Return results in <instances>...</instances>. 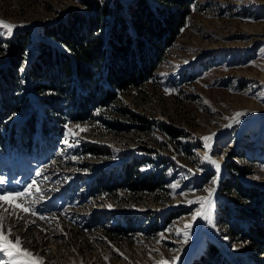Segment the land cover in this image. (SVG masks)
Returning <instances> with one entry per match:
<instances>
[{
    "label": "rangeland",
    "instance_id": "obj_1",
    "mask_svg": "<svg viewBox=\"0 0 264 264\" xmlns=\"http://www.w3.org/2000/svg\"><path fill=\"white\" fill-rule=\"evenodd\" d=\"M97 2L114 6L112 0H0V20L18 28L11 36L0 29V194L36 182L18 201L35 215L0 202L5 234L42 264H156L161 258L171 264L196 232L198 198L213 187L210 219L184 264L262 257L250 230L264 228V0H197L154 84L125 90L109 105L89 101L90 117L77 120L70 97L46 93V99L27 65L40 43L60 47L42 27L74 11L90 15ZM27 30L15 67L11 43ZM248 110L260 116L214 132ZM31 113L37 155L26 159L8 152L4 140ZM213 132L205 148L203 137ZM4 252L0 263L16 264L19 258L11 261Z\"/></svg>",
    "mask_w": 264,
    "mask_h": 264
},
{
    "label": "trees",
    "instance_id": "obj_2",
    "mask_svg": "<svg viewBox=\"0 0 264 264\" xmlns=\"http://www.w3.org/2000/svg\"><path fill=\"white\" fill-rule=\"evenodd\" d=\"M196 2L132 0L124 5L120 0H112L113 7L97 2L90 15L74 11L65 20L42 27L46 37L60 47L40 43L27 65V74L34 76L35 86L42 95H68L75 104L72 118L85 120L91 115L89 101L109 105L118 100V94L125 90H141L147 84H154L162 56L175 43ZM86 4L89 7L93 5L90 2ZM29 33L27 30L17 34L11 43V61L15 67L21 65L25 53L20 35L27 37ZM37 64L41 70L36 69L33 73L32 69ZM45 67L53 72L45 71ZM1 74L7 79L5 69H1ZM98 90L99 94L96 93ZM47 95L44 96L46 99ZM34 118V113H31L24 125L13 132L14 138L4 140L7 142L5 146L9 147L8 152H21L26 159L30 157V152L37 155V143L31 150L30 142V135L34 133ZM41 122L48 130L46 121L42 119ZM138 179L145 186L143 177L138 176ZM227 181L224 180L222 187ZM263 229L252 227L250 231L256 236L250 239L264 254Z\"/></svg>",
    "mask_w": 264,
    "mask_h": 264
},
{
    "label": "snow or ice",
    "instance_id": "obj_3",
    "mask_svg": "<svg viewBox=\"0 0 264 264\" xmlns=\"http://www.w3.org/2000/svg\"><path fill=\"white\" fill-rule=\"evenodd\" d=\"M15 27L16 25L0 20V29L4 30L5 35L11 36L13 33V29ZM241 115H243V113H239V112L235 113L233 119L235 120L236 117H239ZM211 139L212 136L203 137V140L206 142L205 148H210L211 145L208 142L211 141ZM65 143H67V141H65ZM208 158L209 157L206 152L204 159H208ZM212 163L215 164L217 169L220 168L218 162L212 161ZM37 175H39V173H37ZM213 183H215V181H213ZM35 185L36 182L33 181V183L28 185V187L25 188L23 191L0 194V202L7 203L14 210L18 209L25 213L32 212V209L29 206H26L23 202H18V201H20L21 198L25 197L26 195L30 194L31 190L35 187ZM36 190L39 191L38 188ZM208 191H209L208 197L198 198L201 201V208L196 212L193 219H195V216H200V215H205L206 218L210 219V217L207 216L206 205L208 204V202H210L212 191H214V189ZM32 214L35 215V212H32ZM2 219L3 218L0 217V251H5L10 257H18L19 259L17 260L16 264H42L41 260L37 257H34L33 253L29 252L26 249H22L20 247L21 241L19 238H16L14 242L8 238V235L5 234L2 228ZM41 219H44V217H41ZM187 227L188 226L186 225V228ZM156 264H168V262L163 260V258H161V260L156 261Z\"/></svg>",
    "mask_w": 264,
    "mask_h": 264
},
{
    "label": "bare ground",
    "instance_id": "obj_4",
    "mask_svg": "<svg viewBox=\"0 0 264 264\" xmlns=\"http://www.w3.org/2000/svg\"><path fill=\"white\" fill-rule=\"evenodd\" d=\"M243 115L236 117L235 120L233 119V117H231L227 122H225L224 124H222L221 126H219L218 128H215L214 132H219V131H223L226 132L228 131V129H231L233 127H236L237 125L241 124V123H248L250 122L252 119L260 116L258 113L252 112V110H248V111H242ZM238 121V122H236ZM230 125V126H229ZM213 134L211 135L213 138ZM216 132V133H217ZM212 140V139H211ZM212 189H214L212 187ZM211 189V190H212ZM198 225L196 228V232L193 235L192 239L190 241H188L183 249L181 250V254L179 257L176 258V260L171 263V264H184L185 259L190 255V250L196 246L197 244H199L201 242L202 236H203V226L205 224V219L206 216L205 215H201L200 218H198ZM4 252V251H3ZM5 253V252H4ZM8 255V254H7ZM9 259L11 261H14L15 259L12 257H9ZM235 261V260H234ZM1 262V261H0ZM15 263V262H14ZM13 263V264H14ZM1 264V263H0Z\"/></svg>",
    "mask_w": 264,
    "mask_h": 264
},
{
    "label": "built area",
    "instance_id": "obj_5",
    "mask_svg": "<svg viewBox=\"0 0 264 264\" xmlns=\"http://www.w3.org/2000/svg\"><path fill=\"white\" fill-rule=\"evenodd\" d=\"M262 258H264V254L260 258H254L253 256H251V258L249 259V262L246 263V264H254V263H256V264H264V261L262 260Z\"/></svg>",
    "mask_w": 264,
    "mask_h": 264
},
{
    "label": "water",
    "instance_id": "obj_6",
    "mask_svg": "<svg viewBox=\"0 0 264 264\" xmlns=\"http://www.w3.org/2000/svg\"><path fill=\"white\" fill-rule=\"evenodd\" d=\"M17 29H18V28H17V27H15V28H14V31H16ZM257 118H258V117H256L255 119H257Z\"/></svg>",
    "mask_w": 264,
    "mask_h": 264
}]
</instances>
